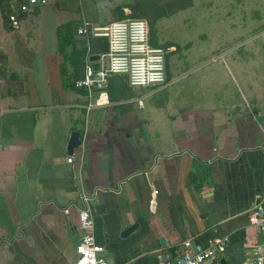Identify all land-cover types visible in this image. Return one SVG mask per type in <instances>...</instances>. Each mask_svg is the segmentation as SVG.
I'll use <instances>...</instances> for the list:
<instances>
[{
  "label": "crops",
  "instance_id": "obj_1",
  "mask_svg": "<svg viewBox=\"0 0 264 264\" xmlns=\"http://www.w3.org/2000/svg\"><path fill=\"white\" fill-rule=\"evenodd\" d=\"M243 1L198 0L196 10L192 0H50L11 31L0 0V264H73L81 195L107 264L170 263L183 241L222 237L224 264L252 259L262 242L246 213L264 201V73H254L256 63L264 72V26L255 32ZM127 16L166 50L165 87L189 76L188 93L120 76L99 91L73 86L106 50L75 29ZM58 31L71 36L67 59ZM72 132L80 144L68 156Z\"/></svg>",
  "mask_w": 264,
  "mask_h": 264
},
{
  "label": "built area",
  "instance_id": "obj_2",
  "mask_svg": "<svg viewBox=\"0 0 264 264\" xmlns=\"http://www.w3.org/2000/svg\"><path fill=\"white\" fill-rule=\"evenodd\" d=\"M50 0H8L6 23L11 31L20 27L19 17L34 8H41ZM75 34L105 39L106 50L99 55L98 70L86 66L81 78L73 81L77 89L102 90L108 79L120 76L133 88L165 87L166 50L149 43L148 26L144 19L127 16L103 27H91L83 22ZM67 163L71 162L68 157ZM90 196L81 195L77 209L79 237L75 246L76 260L73 264H107L101 256L103 249L92 238ZM247 224L262 235V242L254 249L251 260L243 264H264V201L255 202L247 209ZM228 237L207 238L203 242L187 239L175 247L172 262L165 264H224L219 257Z\"/></svg>",
  "mask_w": 264,
  "mask_h": 264
},
{
  "label": "rangeland",
  "instance_id": "obj_3",
  "mask_svg": "<svg viewBox=\"0 0 264 264\" xmlns=\"http://www.w3.org/2000/svg\"><path fill=\"white\" fill-rule=\"evenodd\" d=\"M193 2V5H194V8L197 10V5H198V0H192ZM242 2L244 3L243 0H240V6H245L242 5ZM249 2V9L252 8V12L254 13V19H255V22H256V29H255V32H257L259 30L260 27L264 26V0H248ZM252 4V5H251ZM242 9V7H241ZM241 9H240V13H241ZM251 10H249L250 12ZM193 12V10H192ZM192 19H197V17H194ZM261 25V26H260ZM264 56V52L260 50V48L258 49V53L255 55V58H260V57H263ZM183 65H181L182 67ZM185 67H182L179 72H182L184 70ZM259 72V73H258ZM254 73L256 74V78H257V75L258 74H263L264 72H262V69H261V66L257 65L256 63V66L254 67ZM180 73H177V74H174V76L178 75ZM193 79V78H192ZM192 81L191 78L189 76H187L186 78H183L181 80H178L176 82H174L173 84H170L167 88L165 89V91H167L169 94H172V93H176V95L178 94H185V93H188L189 92V89L190 87H193L192 85ZM167 84V80L165 82V86ZM151 89H154V91H162L161 90H158L156 88H151ZM153 91V90H152ZM156 93V92H154ZM158 93V92H157Z\"/></svg>",
  "mask_w": 264,
  "mask_h": 264
},
{
  "label": "water",
  "instance_id": "obj_4",
  "mask_svg": "<svg viewBox=\"0 0 264 264\" xmlns=\"http://www.w3.org/2000/svg\"><path fill=\"white\" fill-rule=\"evenodd\" d=\"M98 59H99V55H90L88 57V62L90 63V67L93 71H97L98 70ZM80 144V140H79V135L76 132H72L69 135L67 144H66V154L68 156H70L72 154V150L77 148ZM94 210L96 211V213H100L102 212V207L100 205H97L94 207ZM135 228V225H132L130 227H128L127 229H125L122 233L121 236L125 237L126 235H128L133 229ZM159 244L161 247H164V241L162 239H159Z\"/></svg>",
  "mask_w": 264,
  "mask_h": 264
},
{
  "label": "trees",
  "instance_id": "obj_5",
  "mask_svg": "<svg viewBox=\"0 0 264 264\" xmlns=\"http://www.w3.org/2000/svg\"><path fill=\"white\" fill-rule=\"evenodd\" d=\"M57 37H58V52L61 54V56L63 57V59H67V55L64 51V46L71 42V36L69 34V32H63V33H59V31L57 32ZM74 56L76 57L75 60L72 61V65H75L79 60H78V54H74ZM65 81V80H64Z\"/></svg>",
  "mask_w": 264,
  "mask_h": 264
}]
</instances>
